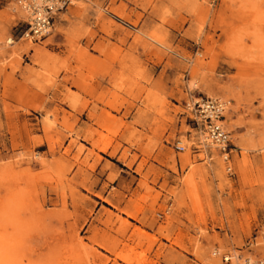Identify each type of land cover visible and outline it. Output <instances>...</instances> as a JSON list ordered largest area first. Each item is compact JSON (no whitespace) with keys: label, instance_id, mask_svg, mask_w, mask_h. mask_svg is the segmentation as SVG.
I'll return each instance as SVG.
<instances>
[{"label":"rangeland","instance_id":"1","mask_svg":"<svg viewBox=\"0 0 264 264\" xmlns=\"http://www.w3.org/2000/svg\"><path fill=\"white\" fill-rule=\"evenodd\" d=\"M26 19L0 0V264H264V0H70L38 39ZM201 96L227 162L193 149Z\"/></svg>","mask_w":264,"mask_h":264},{"label":"built area","instance_id":"2","mask_svg":"<svg viewBox=\"0 0 264 264\" xmlns=\"http://www.w3.org/2000/svg\"><path fill=\"white\" fill-rule=\"evenodd\" d=\"M70 0H18L19 4L23 7L26 13L27 28L21 32L20 38L23 36L38 39L46 35L54 22V14L65 3ZM12 39H14L11 36ZM190 111V119L194 123V127L198 134H203L208 143L203 145L201 139L197 145H193L194 151L204 150L206 155L210 157V151L205 148L213 146L221 155L223 160H229L230 152V134L220 123L223 120V103L216 97L201 96L194 100L185 103ZM175 148L179 151L184 149L181 144H176ZM230 170V166L226 165ZM224 263L227 264L230 258L223 255Z\"/></svg>","mask_w":264,"mask_h":264},{"label":"crops","instance_id":"3","mask_svg":"<svg viewBox=\"0 0 264 264\" xmlns=\"http://www.w3.org/2000/svg\"><path fill=\"white\" fill-rule=\"evenodd\" d=\"M124 52L126 54H132V55H136V54H140V55H143V51L141 50V48H134V47H130V46H124ZM92 54L94 55H101L99 51H90ZM131 59L132 58H129L128 60V63L129 65L131 64ZM150 66L152 65V63L147 62ZM71 90H75L74 87L71 88ZM51 96H52V93H51ZM80 100H81V103L82 105L84 104V102L86 101V104L85 106H82L81 107V110H80V114H77L76 112H74V114L76 116H79V119L80 121L77 123L78 126H80L83 130L84 128H88L90 126L92 127H95V124L93 123L92 119L89 118V111L91 110V106H92V103L95 102L97 105L101 106V104L99 102H96L95 99H93V97H91L88 93H84V92H80ZM66 110L68 111H73L71 110L69 107L65 106L64 107ZM123 111V109H121ZM111 113L115 114V115H119L120 113H117L113 110H111ZM135 116V110L134 108L131 110L130 114L126 117L127 120H130L132 119L133 117ZM137 129H140L141 126L139 125H135ZM87 143H89V141L87 140ZM86 147L87 148H90L91 145L90 144H86ZM95 150V148H94ZM98 151V150H97ZM98 153H100V151H98Z\"/></svg>","mask_w":264,"mask_h":264},{"label":"bare ground","instance_id":"4","mask_svg":"<svg viewBox=\"0 0 264 264\" xmlns=\"http://www.w3.org/2000/svg\"><path fill=\"white\" fill-rule=\"evenodd\" d=\"M38 1H40V0H38ZM41 1H42V0H41ZM20 7L22 8L21 5H20ZM6 41H7L8 43H13V42H14V40H12V38H7ZM222 103H223V102H222ZM221 122H222V121H221ZM221 122H220V123H221ZM200 137L203 138V141H206V138L204 137L203 134H201ZM207 143H208V141H207ZM214 254H215V253H214ZM227 258H230V257L227 256ZM246 263H247V264H251L252 262H251V260H250L249 258H247Z\"/></svg>","mask_w":264,"mask_h":264}]
</instances>
